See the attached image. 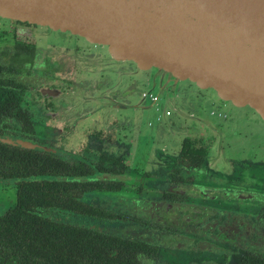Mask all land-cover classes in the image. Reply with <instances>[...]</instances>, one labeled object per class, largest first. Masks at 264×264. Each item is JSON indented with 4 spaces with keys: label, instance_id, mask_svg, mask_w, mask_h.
I'll return each mask as SVG.
<instances>
[{
    "label": "flooded vegetation",
    "instance_id": "obj_1",
    "mask_svg": "<svg viewBox=\"0 0 264 264\" xmlns=\"http://www.w3.org/2000/svg\"><path fill=\"white\" fill-rule=\"evenodd\" d=\"M146 70L79 34L0 16V108L16 112L6 117L0 137L54 152L74 167L77 186L93 187L79 196L86 209L78 210L77 223L106 235L110 255L123 254L90 264H264V161L234 157L227 131L191 134L174 118L188 99L185 90L176 95L179 80L160 70L152 88L144 89L134 77ZM197 88L190 90L196 100L218 97ZM172 95L179 96L177 104ZM161 97L166 104L158 131L181 132V146L144 154L167 168H139L132 158L142 137L135 118L148 100L156 105ZM129 110L134 119L124 115ZM211 115L229 118L218 107ZM199 121L216 128L213 121ZM17 152L0 147V215L15 206L21 184L36 179L18 176ZM8 187L16 189L14 202ZM112 195L140 209L123 212L106 202ZM58 218L65 219L64 212Z\"/></svg>",
    "mask_w": 264,
    "mask_h": 264
},
{
    "label": "water",
    "instance_id": "obj_2",
    "mask_svg": "<svg viewBox=\"0 0 264 264\" xmlns=\"http://www.w3.org/2000/svg\"><path fill=\"white\" fill-rule=\"evenodd\" d=\"M0 16L79 34L264 118V0H0Z\"/></svg>",
    "mask_w": 264,
    "mask_h": 264
},
{
    "label": "trees",
    "instance_id": "obj_3",
    "mask_svg": "<svg viewBox=\"0 0 264 264\" xmlns=\"http://www.w3.org/2000/svg\"><path fill=\"white\" fill-rule=\"evenodd\" d=\"M12 109L0 108L1 135L9 124L6 117L16 114ZM0 147L18 148V176L36 178L21 184L15 206L0 215V264H90L94 259L121 257L123 251L109 254L105 247L110 242L102 237L106 235L77 223L78 210L86 209L79 196L93 187L87 182L76 185L78 178L70 173L73 166L43 148L1 141ZM59 212L65 219L58 218Z\"/></svg>",
    "mask_w": 264,
    "mask_h": 264
},
{
    "label": "rangeland",
    "instance_id": "obj_4",
    "mask_svg": "<svg viewBox=\"0 0 264 264\" xmlns=\"http://www.w3.org/2000/svg\"><path fill=\"white\" fill-rule=\"evenodd\" d=\"M160 70L158 68H149L146 71H143L146 74V77L142 78L140 74L137 77H134L136 80L140 81L139 84L144 89L152 88L153 78L159 77ZM162 72V71H161ZM165 73V72H163ZM141 74V75H144ZM169 74V73H168ZM115 78L117 79V75L115 74ZM152 80L151 86L147 83ZM186 92H185V91ZM190 90H200L195 86L194 82L190 80H179L177 83V87L175 88L176 95H179L181 92H185L188 99L184 100L179 106L181 109V113L179 111L175 112L174 118L177 123L184 124L185 128L191 130V134L194 131H202L207 134H213V131L216 130H224L227 131L228 139L231 143L232 150L230 151L234 157L238 155V158H249L250 161L258 159H262L264 161V118L252 110L249 106H238L234 104L232 101L223 100L218 97H214L211 99L196 100L197 97ZM155 91H159V88H155ZM179 96L172 95V103L177 104ZM191 97V99H190ZM193 99L196 106V114L191 113L190 101ZM192 101V102H193ZM226 102V104H225ZM220 103V105H219ZM147 107L142 109L138 113V118H135L136 113L133 110H129L125 112L124 115L129 116L131 119H138L137 126L142 130V137L139 139V144L136 142L135 147L133 148V156L135 158L134 162H137L139 168H144L149 170H157V169H165L164 166L156 161L149 162V160L144 159V154H147L152 151L154 148H165L167 150L172 149V147L181 146L183 134L181 132L174 133L169 130H165V132L160 133L159 128L161 126L160 121H158V116L162 114L165 104L166 98L161 97V100L157 102L156 105H151L148 100L146 103ZM168 104V103H167ZM171 105V104H168ZM220 108L223 112L228 113L229 118L223 119L222 117L212 116L211 110ZM203 118L213 121L216 128L209 127L206 123L200 122L199 119ZM149 122L154 123V127L149 125ZM84 128L90 126L88 123L83 124ZM250 131V134H256V137H249L246 133ZM150 133L151 136L147 133ZM255 139V140H254ZM231 140V142H230ZM156 166V167H155ZM158 171V170H157ZM9 196L12 197L13 202L16 199V189L14 187H8ZM2 196V194L0 193ZM7 199L4 203V206L7 205ZM106 202L115 206V208L125 212L129 209H133L134 206H137V203H133L128 200L126 197L123 198V195L119 196H110L106 199ZM121 204V205H120ZM138 207V206H137ZM139 208V207H138ZM2 211L5 210L4 207L1 208ZM140 209V208H139ZM129 215V213H128Z\"/></svg>",
    "mask_w": 264,
    "mask_h": 264
}]
</instances>
